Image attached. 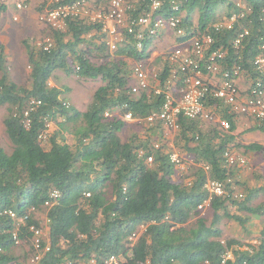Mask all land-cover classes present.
I'll use <instances>...</instances> for the list:
<instances>
[{
	"label": "trees",
	"instance_id": "16d2710c",
	"mask_svg": "<svg viewBox=\"0 0 264 264\" xmlns=\"http://www.w3.org/2000/svg\"><path fill=\"white\" fill-rule=\"evenodd\" d=\"M161 1L163 6L155 16H177L170 5L173 1L179 7L181 27L192 36H212L214 42L207 52H225L224 60L219 62L223 70L238 65L241 77H255L252 61L264 44V0H244L243 8H237L231 0ZM128 4L132 8L126 12V19L132 21L148 10L149 0ZM5 8L0 6V12ZM240 13L244 17L232 29L215 31L216 23ZM243 30L249 34L238 57L232 43ZM46 32L52 41L49 51H44L43 45L25 44L28 71L26 82L20 86L8 77L4 48L0 45V108L6 109L2 124L11 145L9 152L0 145V264H25L14 255L12 233L15 230L17 237L30 245L29 227H42V220L34 218L37 214L46 217L50 242L49 252L37 264H86L91 259L101 262L111 255L122 257L125 264H222L226 253L231 258L223 264H264V237L257 245L238 239L223 241L218 229L224 219L243 226V218L230 214L228 207L258 213L248 202L256 192L264 193V188H259L240 203L232 197L229 177L233 169L245 168L247 164L228 168L224 163L223 153L234 154L232 149L239 148L235 143V116L227 114L225 107H215V112L230 123L228 131L217 126L203 129L201 121L178 120L175 147L195 164L190 181L184 184L173 180L175 167L169 161L167 148L154 149L149 137L141 140L131 136L126 142L119 138L127 125L123 114L131 113L135 119L132 123L148 124L146 118L161 107L162 98L154 95L153 86L163 88L170 76L173 65L165 60L167 55L158 62L162 66L151 80L149 92H131L129 67L130 62L149 64V47L160 32L153 37L147 35L142 48L137 49L135 35L124 29L115 51L109 50L98 27L85 19L71 18L64 30ZM55 70L102 82L84 110L80 112L61 97L68 89L50 85ZM105 112L116 113L108 118ZM80 121L81 125L70 131L74 136L70 145L63 133L69 124ZM156 124L157 128L162 126ZM52 126L53 132L46 133ZM252 130L264 133V126L256 125ZM44 135L46 140L42 139ZM241 148L244 152L264 151L257 144ZM149 157L151 163H147ZM205 166L209 171L204 170ZM207 178L224 183L230 179L229 184L225 183L229 194L210 200L209 225L199 216L188 227L191 217L198 216L197 207L209 197L203 190ZM53 192L58 194L56 199L51 197ZM46 202L50 205L45 206ZM7 212L16 217L27 215V219L16 225ZM140 226H144L143 232L138 230ZM133 233L137 235L131 242L128 238ZM260 233L264 236V229Z\"/></svg>",
	"mask_w": 264,
	"mask_h": 264
},
{
	"label": "built area",
	"instance_id": "2783aa9c",
	"mask_svg": "<svg viewBox=\"0 0 264 264\" xmlns=\"http://www.w3.org/2000/svg\"><path fill=\"white\" fill-rule=\"evenodd\" d=\"M33 1L0 0V6H11L10 9L13 10L11 19L17 21L19 14L29 10ZM36 3H38V8L41 9V12H38V21L44 29L62 31L68 19H85L96 25L99 31L105 35L104 42L110 51H115L117 45L122 41V31L124 29L127 34L135 35L134 38L138 41L136 44L137 49L142 48V42L147 35L153 37L162 30L173 32L177 45L167 54L165 60L175 65L177 70L172 75L173 80L166 81L164 88H153L154 95L162 98V104L157 112L146 118L145 122L149 125L160 123L164 128L176 131L179 128L178 120L186 118L211 123L213 126H217L219 130L228 131L230 123L215 112V107L218 108L223 105L228 114L250 118L255 120L259 126H264V44L259 47L262 52H259L252 61V66L256 71L255 77L251 78V76L249 78L247 86L242 92L239 90L237 83L242 74L240 66L237 65L229 70H223L219 62L224 60L225 52L220 50L207 52L209 46L214 42L212 36L209 34L192 36L190 32L186 31L185 27L182 26V28L179 7L173 1L170 2V5L174 13L178 12L177 16L169 18L155 16L163 3L161 0H149L148 10L132 21L126 19V12L132 8L128 4V0H74L67 3H62L60 0H39ZM235 6L243 8L239 3H236ZM243 17V13L232 14L229 18L225 17L216 23L214 29L216 32L224 29L230 30L238 19ZM262 17V20H264V9L262 10ZM248 34L247 30H243L232 43L234 53L238 57H240L241 44ZM178 40L183 41L178 43ZM41 45H43L44 51H49L52 47V41L46 37L39 43V46ZM149 71L144 61L134 62L131 68L132 93L148 91L151 80L156 77V73L151 74ZM209 75L219 84L215 86L210 81ZM209 102H213L211 106L207 105ZM113 113L105 112L104 115L109 118ZM123 120L134 122L135 119L131 113L126 112L123 114ZM157 148L158 145H155L154 149ZM139 154L141 156L143 152L140 151ZM223 159L228 168L241 167L247 164L246 158L229 151L223 153ZM169 161L174 167L181 169L186 165V162L195 165L191 160L181 157L176 152L169 153ZM151 162L152 158H147V163ZM204 170L209 171V168L205 166ZM225 183L229 184L230 179ZM225 183L211 178L205 180L203 190L209 197L197 207V212L203 213L209 207L210 200L215 196L224 197L225 194H229L225 190ZM232 191L233 188L231 194ZM88 195L86 194V196ZM51 197L56 199L58 197L57 192H53ZM239 197L241 196L239 195ZM49 205V202L45 203V206ZM7 214L15 221L16 225L27 219V215L16 217L12 212H7ZM138 230L143 232L144 226H140ZM29 232H31L32 237L28 262L29 264H37L42 255L49 252L50 242L48 237L43 236L41 227L30 226ZM136 235V233H133L128 240L135 241ZM12 238L15 247L26 244V241H22L17 237L15 230L12 233ZM259 241L256 240L252 244L257 245ZM230 258V254L226 253L223 256L222 264ZM86 264H125V260L122 257L111 255L105 257L101 262L91 259Z\"/></svg>",
	"mask_w": 264,
	"mask_h": 264
},
{
	"label": "rangeland",
	"instance_id": "374dc122",
	"mask_svg": "<svg viewBox=\"0 0 264 264\" xmlns=\"http://www.w3.org/2000/svg\"><path fill=\"white\" fill-rule=\"evenodd\" d=\"M38 1L39 0H34L29 10L21 12L17 21L11 19L13 13V10L10 9L11 6L6 7L4 11L0 12V45L4 48L8 77L10 81H13L19 86L23 85L27 78L28 67L25 44L38 47L39 43L46 38V29H44L38 21L39 8L38 3H36ZM128 1L132 2L134 0ZM231 1L239 4L244 3V0ZM193 21L196 24L197 13L193 14ZM164 51L168 52L167 48L164 49ZM93 60L97 63L101 62V60H96L95 58H93ZM161 66L162 64L158 63L156 59L152 60L147 68L150 70L149 72L153 74L157 73V70L159 71ZM129 67L131 69V65ZM101 84L102 82L99 79H82L76 74L67 75L61 70H55L50 79V85L59 87V89L63 90L68 89L62 93L61 97L66 98V103L77 108L80 112L85 109L86 105L91 101L95 89ZM5 115V107L0 108V145L9 152L11 151V145L5 136L2 124ZM79 125H81V121L76 125L69 124L67 126L69 129L63 133V136L68 144H72L74 137L70 131H73L72 128ZM156 125V123L150 126L144 123L135 124L127 122L125 128L120 132L119 138L122 142H126L131 136H137L141 140L149 137L147 140L152 147L155 145H158V148L165 147L169 152H176L180 154L181 157H184L183 153L175 147L176 131L166 129L163 126L157 128ZM201 126L206 130L214 127L211 123H203ZM254 126L256 125L250 120L248 125L244 124L243 127L242 125L239 126L237 133H235V143L239 148H233L232 150L234 151V154L246 158L248 163L245 168L233 169V174L230 176L233 187L235 185V190L232 191V197L236 199L238 203L243 202L246 197L251 195L250 193L254 194L253 191L258 190L259 188H264V151L244 152L241 148V146L247 144H257L264 147V133L252 130ZM53 130L54 127L52 126L51 129L47 130L48 132L46 131V133L51 134ZM42 139L46 140L45 135ZM46 145L47 143L44 142V148H46ZM194 171L195 166L186 162V165L182 169L175 167L173 180L179 184L187 183L190 181L189 178ZM256 193L257 195L249 200L248 206L255 210H259L258 213L250 214L245 211H238L234 206L228 207L227 211L230 214H237L243 218L244 225L241 226L232 220H221L218 225V229H220L221 232V240L238 239L243 240L244 243L247 244L246 241H248L249 237L246 236H250L251 233L255 232L258 225H261V227L264 226V193ZM239 195L241 197H239ZM199 216L203 217L208 225L210 224L212 215L208 207L203 213L198 212V216L193 215L188 227H191L194 220ZM34 218L37 221H39V218L42 220L40 224V226H42V234L44 237H47L48 229L46 226L47 221L45 215L37 214ZM13 252L16 257H19V262L25 261V264H28L30 254L29 244L26 243L19 247H15ZM24 257L25 260H22Z\"/></svg>",
	"mask_w": 264,
	"mask_h": 264
},
{
	"label": "crops",
	"instance_id": "0c3cea01",
	"mask_svg": "<svg viewBox=\"0 0 264 264\" xmlns=\"http://www.w3.org/2000/svg\"><path fill=\"white\" fill-rule=\"evenodd\" d=\"M122 44V43H121ZM177 45V40L175 38V36L173 35V32L170 30H165L160 32V35L155 38V40L152 42V44L150 45L149 49H150V53H149V58L147 61H149V63L152 60H156L157 62H159L160 60H164V55L166 56L175 46ZM167 48L168 52H165L164 49ZM162 57V58H161ZM166 58V57H165ZM155 62V61H154ZM154 64V63H153ZM131 68L134 65V62H130ZM148 66V64H147ZM173 69L170 73V76H168L169 78L166 79V81H171L173 80L172 75L174 72H176V66L173 65L172 66ZM210 81L216 86L219 84L218 81L214 80L212 76H208ZM166 83V82H165ZM238 83V88L240 91L243 92V90H245V87L247 86L248 80L243 78V77H239V79L237 80ZM154 87H158V86H153ZM165 87V85L163 86V88ZM149 91H152V87L149 89ZM148 91V92H149ZM223 105L219 106L218 108L223 109ZM227 111V109H226ZM228 114V113H227ZM230 115V114H229ZM236 122H237V128L235 133H237L239 126L242 125V127L245 125H248L250 123V120L255 124L258 125V123L255 120H252L250 118H245V117H239V116H235ZM177 131V130H176ZM236 135V134H235ZM238 146V145H237ZM236 148V147H235ZM230 152V151H229ZM171 153V152H170ZM194 162V161H193ZM248 164V163H247ZM230 178V177H229ZM233 190H235V188L233 187ZM264 225V224H263ZM262 228L264 229V226L261 227V225H258L255 229V232L251 233L248 241H246L247 243L252 244V242L256 241V240H260L261 237V230ZM250 240V241H249Z\"/></svg>",
	"mask_w": 264,
	"mask_h": 264
}]
</instances>
